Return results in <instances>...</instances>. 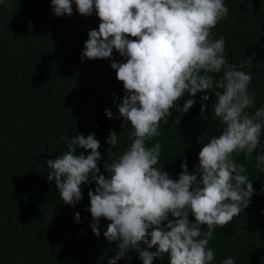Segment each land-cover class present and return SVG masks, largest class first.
<instances>
[{"label":"trees","instance_id":"1","mask_svg":"<svg viewBox=\"0 0 264 264\" xmlns=\"http://www.w3.org/2000/svg\"><path fill=\"white\" fill-rule=\"evenodd\" d=\"M225 3L229 14L212 29L213 38H225L229 63L251 58L253 65L242 70L253 76L249 91L255 93L259 108L264 105V0ZM72 7L71 16H56L51 0L0 3V264H109L119 251V241L109 242L103 235L109 220L101 219L100 236L90 226L88 193L95 190V182L81 185L83 198L72 206L60 198L55 180L47 178V161L66 150L64 138L89 134L100 142L99 174L110 177L105 162L125 150L132 131L118 108L127 93L111 67L113 61L126 62V57L115 50L107 59L83 57L88 33L98 30L101 21L95 11L87 17L79 14L75 0ZM205 94L208 101L202 100ZM189 98L195 100L189 111L174 108L152 141L160 142L159 166L173 179L179 178L185 161L193 172L204 144L223 131L213 118L214 92L195 97L186 93L177 107ZM106 109L112 111L111 118ZM111 132L119 136V145L108 143ZM90 151L78 147L75 154L87 156ZM261 154L264 133L251 162L243 153L237 156V162L247 166L254 194L230 224L216 228L208 245L215 251L213 264L228 257L236 264H264V172L255 159ZM189 219L195 222L191 214ZM201 228L207 231L206 225ZM117 264L143 261L130 249ZM153 264H170V257L165 254Z\"/></svg>","mask_w":264,"mask_h":264},{"label":"clouds","instance_id":"2","mask_svg":"<svg viewBox=\"0 0 264 264\" xmlns=\"http://www.w3.org/2000/svg\"><path fill=\"white\" fill-rule=\"evenodd\" d=\"M51 4L56 16L73 14V0ZM75 5L79 14L87 17L95 11L101 21L98 30L89 31L82 56L107 59L115 50L126 57L111 67L127 93L118 108L132 131L125 150L105 162L110 177L99 174L100 142L89 134L64 138L66 150L47 161L48 180H55L60 198L72 206L83 198L81 185L95 182L88 193L90 226L100 236L99 224L106 218L110 223L103 235L109 242L119 241L109 264H117L130 249L143 264L165 254L170 264H213L215 251L208 245L216 228L230 224L254 194L247 166L237 156L243 153L251 162L264 133V105L255 108V93L249 91L253 76L242 70L253 65L251 58L229 63L225 38H213L212 29L229 14L225 0H75ZM200 92H214L213 118L223 131L204 144L193 172L185 161L179 178L173 179L159 166L160 142L152 141L174 108L187 113L195 104L189 98L177 107L182 97ZM108 143L119 145V136L111 132ZM78 147L90 154H75ZM255 159L264 172V154ZM75 219L80 221L79 212ZM222 264L236 262L228 257Z\"/></svg>","mask_w":264,"mask_h":264}]
</instances>
